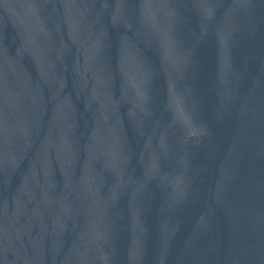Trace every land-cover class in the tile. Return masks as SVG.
I'll return each instance as SVG.
<instances>
[{"label":"water","instance_id":"1","mask_svg":"<svg viewBox=\"0 0 264 264\" xmlns=\"http://www.w3.org/2000/svg\"><path fill=\"white\" fill-rule=\"evenodd\" d=\"M0 264H264V0H0Z\"/></svg>","mask_w":264,"mask_h":264}]
</instances>
